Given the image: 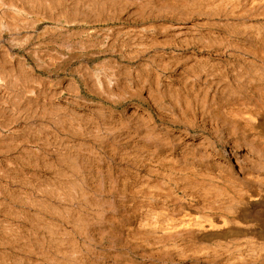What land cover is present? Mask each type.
Returning a JSON list of instances; mask_svg holds the SVG:
<instances>
[{
  "label": "rangeland",
  "instance_id": "rangeland-1",
  "mask_svg": "<svg viewBox=\"0 0 264 264\" xmlns=\"http://www.w3.org/2000/svg\"><path fill=\"white\" fill-rule=\"evenodd\" d=\"M105 1L102 3V0H0V25L2 27H0V77H4L6 81V84L0 85V90L6 92L3 99L6 98L5 100L8 101L5 110L0 111V122L3 125L8 124L11 126V124L17 123V119L18 122H23L22 124L29 128L28 130L26 128L27 131L22 137L23 143H20V140L15 142L5 140L4 145H0V159L2 160H0V264H36V262L37 264H201L197 262L200 256H197L198 254L192 256L191 254H194V252L190 250L196 247H198L196 249H199L203 241L194 240V245L192 241L182 238L174 239L172 237L173 239L169 238L171 240H168L167 237L170 235L163 236V238L166 237L163 239L160 236L161 234L158 232L154 233L146 222L153 220V213L158 209L160 210L165 205L164 203H169L179 198L182 195V191L183 193L184 191H191L195 194L204 193L210 187L211 182L214 183L213 188L216 186L221 188L228 187L229 183L225 182L218 185V182L208 172L193 170L192 163L205 164L201 159H192V157L188 156L184 161L177 163L157 160V157L150 152V149L159 142L157 136L158 127L155 126L175 119L178 114H180V116H177L180 120H185L191 114V116L196 115L194 116L196 118L199 116L197 118L198 123L202 125V120L204 119L201 117L203 116V113H200L202 111L205 112L204 117L206 118L203 121L207 119L206 127L208 128L204 131L199 124L197 133H208V129H211L209 127L210 121H213L210 120L211 117L213 115L216 116L214 117L215 119L213 118L215 123L218 118L221 119L219 116L220 112L223 116L225 112H222L220 105H217L218 108L210 104L209 101L210 105L207 104L208 102L202 97L203 90H201V96L197 95L198 91L196 89L203 86L201 81L205 76L214 70L216 71L217 67L221 68L220 65H216V67L214 66L211 69V66L207 68L206 65L205 68L203 63L206 64V55L209 51L216 50V48L224 50V47L228 49V52L232 51V48L237 49L238 47L248 51V44L252 45V36L255 35V31H252L257 30L255 26L264 25V15H261L263 16L262 18L260 16L258 18L255 17L254 20L252 18L240 22L235 19L234 22L233 18H229L226 19V22L222 18L223 15L211 17L208 15L206 5H198V3L194 5L193 3L196 2L192 0ZM174 1H177V4H174ZM208 6L211 7V5ZM203 9L207 12L204 13L205 10ZM163 10L167 13H164ZM185 10L186 12L189 10L188 13H184ZM190 11H192V15ZM156 12H158V15ZM189 14L190 16H188ZM199 14L202 16H199ZM218 17L222 19L220 20ZM187 18L191 20H186ZM209 20L213 26L209 24ZM216 20H220V22L217 21L218 27L214 26V24L217 25ZM230 21L231 23L229 24L231 25L227 24ZM244 22L248 24L245 26ZM225 23L227 26L224 25ZM176 26H179V29ZM234 26L236 30L240 29L238 31L240 35H242L243 29L244 31L249 30L244 33L251 40L249 38L250 41L246 40L245 35L240 36ZM243 26L245 28L251 26V28L245 29ZM67 27L70 30H66ZM226 27L228 28L226 29ZM218 28L220 29L218 30ZM190 30L192 31L190 32ZM230 30L235 31L239 36L237 35L238 37H236V33L234 32L235 34H233ZM179 31H184L185 34L179 36L177 35ZM67 32H70V34ZM186 33L188 34L186 35ZM47 34L49 35L47 36ZM263 34L264 31L262 32ZM216 35H218V38L220 37V41ZM233 35L235 36L234 38ZM13 36L14 38H12ZM191 36H197L196 42L198 40L202 41L196 43ZM243 36L246 38L245 40L244 38L242 40ZM190 37L193 40L190 41ZM212 37L222 43V45L217 41H213ZM225 39H228V41ZM176 40L179 41L177 42ZM88 42H91V44ZM214 43H218V46L216 44L214 46ZM203 44L206 46L205 48L211 46L208 49H204ZM257 44L260 43L257 42ZM263 44L262 46L261 44L259 45L258 52L261 51L264 54L262 51L264 49ZM223 45L225 46L223 47ZM201 47H203L202 50ZM261 52L258 54L263 56ZM185 56L186 58H184ZM258 58L264 60V57L259 56ZM252 59H254V56ZM224 67L221 68L223 73H216V76L220 78L222 75L221 78H224V83L226 84L230 83L232 85L234 83L233 85L235 86L239 85V82L234 79L232 70ZM198 68L201 71V76L199 74V77ZM221 69L218 72H221ZM244 70H247V67ZM224 73L227 78L223 77ZM251 73L253 75L255 71L253 70ZM193 74H196L198 81ZM256 74L257 76L260 75L258 72L254 75ZM168 75L176 78L173 79L175 82L172 80L167 84L166 77ZM228 75H230L229 78ZM110 76H116L112 82L114 84L109 82ZM261 76L262 74L260 78ZM232 77L233 79H231ZM192 78L196 80L194 81ZM242 80L245 81L244 79ZM33 82H37V84ZM97 83L100 87L97 86ZM258 83L260 82L256 81L254 84ZM179 84L180 86L178 87ZM22 85L23 87L26 86V88L23 89ZM111 85L114 89H111ZM118 85L120 88H118ZM167 85H171L169 86L170 88ZM191 85L195 86L192 88L190 87ZM17 89L24 91L33 89L35 94L24 93V96H18L19 93H15ZM11 91L14 94L8 95ZM189 91L193 94H190ZM196 96L199 97L197 101H200L197 103L199 105L195 107ZM218 96L220 98L224 97V102L222 103V106H225L224 109L231 106L227 104L228 101L226 102L229 95L219 94ZM189 100L194 102L192 103ZM201 105L205 106L202 107ZM51 106H57L56 110L58 109L57 111H60V114L55 111L54 107L51 110L58 113V115L48 109ZM67 107L70 108L68 109ZM59 108L64 110L63 112L66 111L63 113L64 115H61L62 111ZM203 108H208L210 112L208 109L205 110ZM217 108L218 110L220 109V112L215 110ZM185 110H187V114L183 115ZM129 112L131 113L129 114ZM207 115L211 116L207 117ZM63 119L66 121L64 122ZM219 119L217 122L220 126ZM33 125L34 129L32 128ZM176 128L175 126L174 130ZM77 129H82V131L80 132ZM208 134L211 135L213 140H216L215 133L213 135V132L209 131ZM6 143H9V147L13 144V149L11 147V150L8 149ZM15 143L17 146H14ZM32 143H35V145ZM73 156H75V159ZM6 160L13 161V166H8V161ZM82 162L84 164H81ZM182 169L183 172L181 173ZM185 170H189L187 171L189 173ZM144 172L149 176V184L146 187H144L145 182H143L141 177ZM198 174H201V176ZM11 176L15 178L7 181L8 177ZM209 180L211 181L210 183ZM174 196H177V198ZM86 199L89 203H87ZM202 199L204 200L200 201L203 204L210 201L205 200L204 197ZM86 212L87 214H85ZM85 219L87 220L85 221ZM87 223H89V226ZM130 227L131 229L133 227L134 230H130ZM145 227L147 230L144 229ZM64 231L68 232L64 233ZM147 238L149 239L147 240ZM55 239L58 241H55ZM197 241H200L199 243L201 244L199 245ZM57 251L61 254L59 255ZM223 253L226 254V252ZM70 256H74L75 260Z\"/></svg>",
  "mask_w": 264,
  "mask_h": 264
},
{
  "label": "bare ground",
  "instance_id": "bare-ground-1",
  "mask_svg": "<svg viewBox=\"0 0 264 264\" xmlns=\"http://www.w3.org/2000/svg\"><path fill=\"white\" fill-rule=\"evenodd\" d=\"M47 1V0H46ZM72 1V0H71ZM104 0H102L103 3ZM107 1V0H106ZM105 1V2H106ZM125 1V0H123ZM127 1V0H126ZM130 1V0H129ZM143 1V0H142ZM152 1V0H151ZM179 1V0H178ZM181 1V0H180ZM192 1L196 2L193 3ZM190 1L191 3H193L194 5H196L198 3V5H206V10L208 11V15L211 17L214 16H222V18L229 19V18H233V20H239L240 21H244L245 19H255V17H260L261 15H264V0H192ZM38 2V1H37ZM112 2V1H111ZM116 2V1H114ZM119 2V1H118ZM134 2V1H132ZM145 2V0L143 1ZM142 2V3H143ZM149 2V1H148ZM189 2V1H188ZM3 3V2H2ZM5 3V2H4ZM86 3V2H85ZM125 3V2H124ZM141 3V1H140ZM174 4H177V1L173 2ZM83 4V3H82ZM81 4V5H82ZM121 4V3H120ZM146 4V3H145ZM150 4V3H149ZM182 4V3H179ZM9 5V4H7ZM88 5V4H87ZM100 5V4H99ZM122 5V4H121ZM160 5V3H159ZM172 5V4H170ZM184 5V4H182ZM192 5V4H191ZM207 5H211V7H207ZM214 5V6H213ZM12 6V5H11ZM16 6V5H15ZM71 6V5H70ZM97 6V5H96ZM14 7V6H12ZM86 7V6H85ZM124 7V6H122ZM6 8V7H5ZM16 8V7H14ZM103 8V7H102ZM126 8V7H125ZM141 8V7H140ZM204 8V6H203ZM124 9V8H123ZM129 9V8H128ZM164 9V8H163ZM176 9V8H175ZM188 9V8H186ZM191 9V8H190ZM196 9V8H195ZM209 9V10H208ZM1 10V9H0ZM4 10V9H3ZM100 10V9H99ZM144 10V9H143ZM177 10V9H176ZM205 10V9H203ZM201 10V11H203ZM205 10L204 13H206L207 11ZM81 11V10H80ZM125 11V10H124ZM164 11V10H163ZM183 12V10H181ZM189 11V10H188ZM188 11L184 13H188ZM199 11V10H198ZM24 12V10H23ZM26 12V11H25ZM86 12V11H85ZM162 12V10H161ZM159 12V13H161ZM179 12V11H178ZM191 15H192V11ZM15 13V12H14ZM18 13V12H17ZM103 13V12H102ZM158 12H156L157 14ZM164 13H167L164 11ZM163 13V14H164ZM170 13V12H169ZM168 13V15H169ZM173 13V12H172ZM175 13V12H174ZM98 14V13H97ZM147 14V13H146ZM155 14V13H154ZM162 14V13H161ZM66 15V14H65ZM92 15V14H91ZM149 15V14H148ZM158 15V14H157ZM167 15V16H168ZM171 15V14H170ZM174 15V14H173ZM183 15V14H182ZM186 15V14H185ZM207 16V14H205ZM184 16V15H183ZM190 16V14L188 15ZM199 16H202L201 14H199ZM164 17V16H163ZM176 17V16H175ZM195 17V16H194ZM263 16H261L260 18H262ZM9 18V17H8ZM65 18V17H64ZM183 18V17H182ZM208 18V17H207ZM219 18V17H218ZM221 18V19H222ZM5 19V18H4ZM43 19V18H42ZM185 19V18H184ZM190 18H187L186 20H188ZM212 19V18H210ZM220 19V18H219ZM220 19V20H221ZM3 20V19H2ZM6 20V19H5ZM66 20V19H65ZM70 20V19H69ZM68 20V21H69ZM73 20V19H72ZM191 20V19H190ZM208 20V19H207ZM220 20H216V24H214V26L218 27V22H220ZM234 20V22H235ZM260 20V19H259ZM4 21V20H3ZM2 21V22H3ZM38 21V20H37ZM40 21V20H39ZM59 21V19H58ZM205 21V20H204ZM232 21V20H231ZM228 22L227 24L231 23ZM258 21V20H257ZM256 21V22H257ZM263 21V20H262ZM61 22V21H60ZM59 22V23H60ZM70 22V21H69ZM73 22V21H72ZM203 22V21H202ZM206 22V21H205ZM208 22V21H207ZM209 24H211L213 26V24L211 23V21L209 20ZM214 22V21H212ZM227 22V20H226ZM253 22V21H252ZM66 23V22H64ZM63 23V24H64ZM223 23V22H222ZM262 23V22H261ZM198 24L201 25V23L198 22ZM208 24V26H210ZM221 24V23H220ZM227 24L225 23L224 25L227 26ZM236 24V23H235ZM238 24V22H237ZM240 24V23H239ZM238 24V25H239ZM246 24L244 22V25L246 26ZM259 24V23H258ZM263 24V23H262ZM197 25V23H196ZM207 25V23H206ZM231 25V24H229ZM228 25V26H229ZM233 25V24H232ZM261 25V24H260ZM7 26V23H6ZM9 26V25H8ZM199 26V25H198ZM203 26V25H202ZM222 26V24H221ZM241 26V25H239ZM238 26V27H239ZM245 26H243V28H245ZM252 26V25H251ZM251 26L245 29H250ZM1 27V25H0ZM11 27V26H10ZM62 27V26H61ZM59 27V28H61ZM173 27V26H171ZM179 27V26H178ZM176 26V28H178ZM196 27V26H195ZM235 27V26H234ZM257 28V30H253L252 32L255 31V35L252 36L253 39L251 40L249 37V39L252 42L251 44H248V51L242 49V48H237V49H233L232 51L228 52V49L226 47H224L225 45H223L224 50L223 49H217L214 51H209L206 55V60L205 63H203V66L207 65V68L209 66L210 69L212 67H216V65H220L221 68H229L230 70H232L231 72L234 74V79L239 82V85H231L230 83L226 84L224 83V78H218L216 75L218 73H223V69L218 68L216 69V71H212V73L207 74L205 76V78L201 81L203 82V86L199 87L198 89H196L197 95L201 94V90L202 91V97L205 98V100L208 102H210V104L214 105V106H219L220 109L222 108V112L224 113L221 115V112L217 109H215L216 111L218 110L220 112V118H217L220 120L218 125V119L217 121L214 123L213 121H215L214 117H216L215 115H213L211 117L210 120V126L211 129H208V133L209 131H211V133L213 132L216 134L215 138L216 140H213L211 138V135L208 134L207 132L204 133H197L198 130V125L200 123H198V117H194L191 115H188L185 120H180L177 116H180V114H178L176 116L175 119L169 121V122H163L161 124H159L157 128V136H158V144L155 145L154 147H152V149H150L152 155H155V157H157V160L164 161H172L174 163L180 162V161H184L185 159H187L186 157L190 156L192 157V159H201L203 162H205V164H195L192 163V168L193 170H200V171H206L209 173V175L216 180V182H218V185L224 184L225 182H228V187H224V188H220L219 187H214L213 185L214 183L211 182L209 180L210 187L207 188V190L204 193H194V192H185L183 193L182 191V195H180L179 198H177V196L175 198V200H172L169 203H164L165 205H163L162 208H160V210H156L155 213H153V220H149L148 222H146L147 226H149L150 228L153 229L154 233L158 232L160 233L161 237L163 238V236L165 235H170L168 238V240L173 239L172 237L175 238H182L185 240H189L192 241L194 243V240H200L203 241L201 247L199 249H196L198 247H196L195 249H191L190 251H193L194 254L193 255H197L200 256L199 259H197V262L201 263V264H264V60H260L258 57H264L261 54H258V50H259V45L264 43V34L262 35V32L264 31V25L261 26H255ZM2 28V27H1ZM0 28V29H1ZM6 28V27H5ZM9 28V27H8ZM57 28V27H56ZM152 28V27H151ZM190 28V27H189ZM194 28V27H192ZM191 28V29H192ZM213 28V27H212ZM215 28V27H214ZM228 27H226L227 29ZM254 28V27H252ZM254 28V29H256ZM147 29V28H145ZM165 29V28H164ZM179 29V28H178ZM200 29V28H199ZM220 28H218L219 30ZM222 29V28H221ZM242 29V27H241ZM66 30H70V28H66ZM65 30V31H66ZM72 30V29H71ZM135 30V29H134ZM166 30V29H165ZM193 30V29H192ZM190 30V32L192 31ZM209 30V29H208ZM211 30V29H210ZM213 30V29H212ZM236 30V27H235ZM240 29L236 30V32L238 33ZM252 30V29H251ZM53 31V30H52ZM164 31V30H163ZM170 31V30H169ZM204 31V30H203ZM225 31V30H224ZM231 32H233V34H235V31L230 30ZM242 35H245L244 32H248L247 30L244 31V29L242 30ZM129 32V31H128ZM135 32V31H134ZM176 32V31H175ZM189 32V31H188ZM235 32V33H234ZM6 33V32H5ZM68 34H70V32H67ZM123 33V32H122ZM127 33V32H126ZM201 33V32H200ZM235 34L236 37H238L240 35V33ZM244 33V34H243ZM64 34V33H63ZM67 34V35H68ZM108 34V33H107ZM185 34L184 31H179L177 33V35L181 36ZM188 33H186L187 35ZM217 34V33H214ZM221 34V33H220ZM219 34V36H220ZM250 34V33H247ZM252 34V33H251ZM250 34V35H251ZM9 35V34H8ZM44 35V32H43ZM49 34H47L48 36ZM62 35V34H60ZM203 35V34H202ZM206 35V34H205ZM211 35V34H210ZM222 35V34H221ZM238 35V36H237ZM240 35V36H242ZM28 36V35H27ZM53 36V35H52ZM66 36V35H65ZM104 36V35H103ZM136 36V35H135ZM194 36V35H193ZM191 36V37H193ZM198 36V35H197ZM196 37H193L195 42H196ZM212 36V35H211ZM223 36V35H222ZM233 35V38L235 37ZM23 37V36H22ZM29 37V36H28ZM50 37V36H49ZM133 37V36H132ZM147 37V36H146ZM174 37V36H173ZM189 37V35H188ZM190 37V38H191ZM209 37V36H208ZM216 37L218 38V35H216ZM215 37V38H216ZM245 37L247 38V36L245 35ZM244 36L242 37V40L244 38V40L246 39ZM11 38V37H9ZM14 38V36L12 37ZM42 38V37H41ZM124 38V37H123ZM193 38L190 39L193 40ZM220 38V37H219ZM218 38V39H219ZM241 38V37H240ZM246 39L248 41H250L249 39ZM63 39V38H62ZM67 39V38H66ZM133 39V38H132ZM150 39V38H148ZM185 39V37H184ZM188 39V38H187ZM210 39V37H209ZM213 41H217L218 40H214V38L212 37ZM230 39V37H229ZM18 40V39H17ZM25 40V39H24ZM144 40V39H143ZM147 40V39H146ZM182 40V39H181ZM186 40V39H185ZM198 40V39H197ZM228 41V39H225ZM236 40V39H235ZM239 40V39H238ZM23 41V39H22ZM21 41V42H22ZM177 41V40H176ZM175 41V42H176ZM179 41V40H178ZM177 41V42H178ZM199 41V40H198ZM197 41V42H198ZM202 40H200L199 42H201ZM209 41V40H208ZM222 41V38H221ZM226 41V42H227ZM232 41V40H231ZM254 41V42H253ZM171 42V41H170ZM184 42V41H183ZM182 42V43H183ZM196 42V43H197ZM224 42V41H223ZM247 42V41H246ZM260 43V44H257ZM9 43V42H8ZM25 43V42H24ZM67 43V42H66ZM91 44V42H88ZM125 43V42H124ZM194 43V42H193ZM207 43V42H206ZM210 43V42H209ZM213 43V42H212ZM220 43V42H219ZM253 43H255L253 45ZM23 44V43H20ZM58 44V43H57ZM120 44V43H119ZM143 44V43H141ZM177 44V43H176ZM188 44V43H187ZM192 44V43H191ZM195 44V43H194ZM211 44V43H210ZM210 44H205V45H210ZM216 43H214L213 45H215ZM222 45V43H220ZM228 44V43H227ZM12 45V44H11ZM14 45V43H13ZM12 45V46H13ZM19 45V43H18ZM182 45V44H181ZM239 45V44H238ZM236 45V46H238ZM241 45V44H240ZM246 45V44H244ZM89 46V45H88ZM91 46V45H90ZM116 46V45H115ZM187 46V45H185ZM189 46V45H188ZM204 46V44H203ZM211 46V45H210ZM209 46V47H210ZM218 46V45H217ZM226 46H230V45H226ZM264 46V44H263ZM16 47V46H15ZM122 47V46H121ZM192 47V46H191ZM198 47V46H197ZM206 46H204V49H208L209 47L207 46V48H205ZM231 47V46H230ZM232 47H234V45H232ZM203 47H201L202 50ZM221 48V47H220ZM236 48V47H235ZM247 48V47H246ZM254 48V49H253ZM198 50H200L199 48H197ZM250 49V50H249ZM38 50V49H37ZM183 50V49H182ZM200 50V51H201ZM262 50V49H261ZM4 51V50H3ZM10 51V50H9ZM174 51V50H173ZM177 51V50H176ZM264 52V49L262 50ZM206 52V51H205ZM254 52V53H251ZM37 53V52H36ZM63 53V52H62ZM128 53V52H127ZM195 54V53H194ZM258 54V55H257ZM125 55V54H123ZM133 55V54H132ZM190 55V53H189ZM15 56V55H14ZM75 56V55H74ZM177 56V55H176ZM188 56V55H187ZM195 56V55H194ZM193 56V57H194ZM200 56V55H199ZM254 56V59H252V57ZM189 57V56H188ZM196 57V56H195ZM204 57V56H202ZM46 58V57H45ZM186 58V56L184 57ZM199 58V57H198ZM12 59V58H11ZM183 59V56H182ZM189 59V58H188ZM192 59V57H191ZM194 59V58H193ZM197 59V58H196ZM195 59V60H196ZM263 59V58H262ZM160 60V59H159ZM175 60V58H174ZM259 60V61H258ZM156 61V60H155ZM183 61V60H182ZM194 61V60H192ZM185 62V61H184ZM188 62V61H187ZM195 62V61H194ZM180 63V62H179ZM68 64V63H67ZM120 64V63H119ZM161 64V63H158ZM196 64V63H195ZM202 64V63H201ZM166 65V64H165ZM177 65V63H176ZM173 66V65H172ZM193 66V65H192ZM195 66V65H194ZM193 66V67H194ZM201 66V65H199ZM219 66V67H220ZM247 67V70H244ZM43 67V66H42ZM51 67V66H50ZM161 67V66H160ZM165 67V66H163ZM196 67V66H195ZM198 67V66H197ZM101 68V67H100ZM99 68V69H100ZM167 68V67H166ZM176 68V67H175ZM192 68V67H191ZM161 69V68H160ZM165 69V68H164ZM185 69V68H184ZM197 69V68H196ZM199 69V68H198ZM215 69V68H213ZM220 69L222 70L221 72ZM3 70V69H2ZM133 70V69H132ZM173 70V68H172ZM175 70V69H174ZM205 70V69H204ZM225 70V69H224ZM255 71V73H261L262 76L260 78V75L257 76L256 75H251V71ZM27 71V70H26ZM113 71V70H112ZM156 71V70H155ZM176 71V70H175ZM183 71V70H182ZM187 71V70H186ZM185 71V72H186ZM203 71V70H202ZM210 72V70H208ZM207 71V72H208ZM105 72V71H104ZM103 72V74H104ZM166 72V70H165ZM196 72V71H195ZM200 69L198 72V77L200 74ZM228 72V71H227ZM22 73V72H21ZM24 73V71H23ZM179 73V72H176ZM184 73V72H183ZM217 73V74H216ZM230 73V72H229ZM231 73V74H232ZM141 74V73H140ZM185 74V73H184ZM19 75V74H18ZM84 75V74H83ZM109 75V74H108ZM111 75V74H110ZM158 75V73H157ZM172 75V74H171ZM168 75L166 77L167 79V84L170 83L169 81H172L174 78L173 76ZM177 75V74H176ZM182 75V74H181ZM194 78H196V74H193ZM220 75V74H219ZM225 78H227L225 76V73L223 74ZM2 76V75H1ZM149 76V74H148ZM159 76V75H158ZM185 76V75H184ZM201 76V74H200ZM230 75H228L229 78ZM233 76V75H232ZM116 77V76H115ZM114 76H110L109 77V82H113V80L115 79ZM122 77V76H121ZM141 77V76H140ZM144 78V77H143ZM179 78V76H178ZM187 78V77H186ZM145 79V78H144ZM188 79V78H187ZM186 79V81H187ZM197 79V78H196ZM195 79V80H196ZM233 79V77L231 78ZM242 79H244L245 81H243ZM260 79V80H259ZM83 80V79H82ZM118 80V79H117ZM115 80V81H117ZM152 80V79H151ZM159 80V79H157ZM156 80V81H157ZM192 80H194L192 78ZM194 80V81H195ZM226 80V79H225ZM25 81V80H24ZM35 81V80H34ZM38 81V80H37ZM106 81V80H105ZM130 81V80H129ZM174 81V80H173ZM178 81V80H177ZM176 81V82H177ZM186 81H184L186 83ZM193 81V82H194ZM198 81V79H197ZM200 81V80H199ZM228 81V79H227ZM235 81V82H236ZM256 81L260 82L258 84H254ZM17 82V81H16ZM19 82V81H18ZM88 82V81H87ZM118 82V81H117ZM128 82V80H127ZM145 82V81H144ZM143 82V83H144ZM175 82V81H174ZM181 82V81H179ZM192 82V81H191ZM231 82V81H230ZM234 82V80H233ZM252 82V83H251ZM13 83V82H12ZM21 83V82H20ZM26 83V82H25ZM35 83V82H33ZM84 83V82H83ZM136 83V82H135ZM142 83V84H143ZM152 83V82H151ZM173 83V82H172ZM232 83V82H231ZM1 84H6V81L4 80V77H0V85ZM23 84V83H22ZM37 84V82L35 83ZM114 84V83H112ZM122 84V83H121ZM138 84V83H137ZM162 84H164L162 82ZM188 84V83H187ZM186 84V85H187ZM194 84V83H193ZM196 84V83H195ZM110 85V84H109ZM153 85V84H152ZM172 85V84H171ZM171 85H167V87L171 86ZM199 85V84H198ZM202 85V84H201ZM200 85V86H201ZM9 86V85H8ZM19 86V85H18ZM17 86V87H18ZM97 86L98 83H97ZM103 86V85H102ZM119 86V85H118ZM122 86V85H121ZM141 86V85H140ZM180 86V84L178 85V87ZM195 85H191L190 87H194ZM23 87V85H22ZM100 87V86H99ZM124 87V86H122ZM155 87V86H154ZM165 87V86H163ZM166 87V88H167ZM175 87V86H174ZM173 87V88H174ZM178 87H176L178 89ZM185 87V86H184ZM6 88V87H4ZM26 88L23 87V89ZM28 88V87H27ZM120 88V86L118 87ZM139 88V87H138ZM170 88V87H169ZM106 89V88H105ZM111 89H114L111 85ZM188 89V88H187ZM116 90V89H115ZM114 90V91H115ZM121 90V89H120ZM141 90V89H140ZM168 90V89H167ZM184 90V89H183ZM13 91V90H12ZM11 91V92H12ZM117 91V90H116ZM177 91V90H176ZM192 91V90H191ZM8 95L14 94L13 92ZM19 93V95H23L24 93H29V94H35V91L32 90H20L17 89L15 91V93ZM63 92V91H62ZM111 92V91H110ZM127 92V91H126ZM154 92V91H152ZM194 92V91H193ZM5 91H1L0 90V111L1 110H5V106H7V100L3 99V97L5 96ZM56 93V92H55ZM106 93V92H105ZM179 93V92H178ZM184 93V92H183ZM190 93V91H189ZM192 93V92H191ZM190 93V94H191ZM112 94V93H110ZM154 94V93H152ZM157 94V93H156ZM175 94V93H173ZM182 94V93H181ZM193 94V93H192ZM221 94H225V95H229L226 100L228 105H231L230 107H228L227 109H224L225 106H222L223 102H224V97L220 98L218 95ZM7 95V96H8ZM16 95V94H15ZM118 95V94H117ZM135 95V94H134ZM161 95V94H160ZM13 96V95H12ZM17 96V95H16ZM34 96V95H32ZM32 96H30L32 98ZM119 96V95H118ZM132 96V95H131ZM155 96V95H154ZM186 96V95H185ZM195 96V94H194ZM193 96V97H194ZM201 96V95H200ZM15 97V96H14ZM29 97V96H28ZM27 97V98H28ZM38 97V96H37ZM48 97V96H47ZM46 97V98H47ZM111 97V95H110ZM158 97V95H157ZM181 98V96H179ZM184 98V96H182ZM219 97V98H218ZM225 97V98H226ZM25 98V97H24ZM45 98V97H44ZM43 98V99H44ZM53 98V97H52ZM115 98V97H114ZM121 98V97H120ZM123 98V97H122ZM203 98V100H204ZM155 99V98H154ZM160 99V98H159ZM197 99H199V97L196 96V101ZM45 100V99H44ZM162 100V99H161ZM178 100V99H177ZM192 100V99H191ZM189 100V101H191ZM202 100V101H203ZM223 100V101H222ZM22 101V99H21ZM66 101V100H65ZM68 101V100H67ZM157 101V100H156ZM181 101V100H180ZM195 101V98H194ZM193 101V102H194ZM200 101V100H199ZM199 101H197L195 103V107ZM37 102V101H36ZM40 102V101H39ZM55 102V101H54ZM61 102V101H60ZM159 102V101H158ZM165 102V101H164ZM163 102V103H164ZM175 102V101H174ZM192 102V101H191ZM192 102V103H193ZM205 102V101H204ZM203 102V103H204ZM209 102L207 104H209ZM161 103V102H160ZM189 103V102H188ZM202 103V104H203ZM19 104V103H18ZM39 104V103H38ZM64 104V103H63ZM67 104V103H66ZM176 104V103H175ZM201 104V103H200ZM209 104V105H210ZM226 104V103H225ZM15 105V104H14ZM44 105V104H43ZM42 105V106H43ZM49 105V104H48ZM56 105V104H55ZM177 105V104H176ZM189 105V104H186ZM29 106V105H28ZM31 106V105H30ZM36 106V105H34ZM63 106V105H62ZM162 106V104H161ZM192 106V105H191ZM194 106V105H193ZM202 107L205 105H201ZM213 106V107H214ZM12 107V106H11ZM55 108V111L58 112L56 110L57 106H53ZM48 107V109H52L53 108ZM59 107V104H58ZM66 107V106H65ZM102 107V106H101ZM163 107V106H162ZM167 107V106H166ZM172 107V106H171ZM170 107V108H171ZM179 107V106H177ZM4 108V109H3ZM16 108V107H15ZM14 108V109H15ZM41 108V107H39ZM53 108V109H54ZM68 108V107H67ZM70 108V107H69ZM68 108V109H69ZM103 108V107H102ZM186 108V107H185ZM193 108V107H192ZM215 108V107H214ZM213 108V109H214ZM10 109V108H9ZM29 109V107H28ZM34 109V107H33ZM32 109V110H33ZM65 109V108H64ZM167 109V108H166ZM178 109V108H177ZM190 109V108H189ZM197 109V108H196ZM201 109V107H200ZM205 109V108H203ZM208 109V108H206ZM205 109V110H206ZM211 109V110H213ZM59 110H61V108H59ZM202 110V109H201ZM29 111V110H28ZM52 111V110H51ZM52 111V112H55ZM62 114L64 115L63 112L64 110H61ZM73 111V110H72ZM189 111V110H188ZM193 111V110H192ZM204 111V110H203ZM209 111V109H208ZM207 111V112H208ZM55 112V113H56ZM112 112V111H111ZM125 112V111H124ZM180 112V111H179ZM187 110H185V113L183 111V115H186ZM191 112V110H190ZM210 112V111H209ZM214 112V111H212ZM60 114V111L58 112ZM58 113H56L58 115ZM73 113V112H72ZM122 113V112H121ZM131 112H129L130 114ZM196 113V112H194ZM203 116H201L202 118H206L204 117L205 112H200ZM55 114V117H56ZM71 114V113H69ZM111 114V113H110ZM135 114V113H134ZM190 114V113H189ZM207 114V113H206ZM209 114V113H208ZM219 114V113H216ZM4 115V114H3ZM41 115V114H40ZM75 115V114H74ZM125 115V114H124ZM138 115V114H137ZM200 115V114H199ZM27 116V115H26ZM29 116V115H28ZM36 116V115H35ZM97 116V115H96ZM104 116V115H103ZM160 116V115H159ZM165 116V115H164ZM173 116V114H172ZM191 116V117H189ZM206 116V115H205ZM211 116V115H207ZM222 116V117H221ZM24 117V116H23ZM170 117V116H169ZM182 117V115H181ZM189 117V118H188ZM8 118V117H7ZM101 118V117H100ZM174 118V117H173ZM183 118V117H182ZM200 118V119H202ZM214 118V119H213ZM19 119V118H18ZM45 119V118H44ZM58 119V118H57ZM65 119V118H64ZM63 119V120H64ZM72 119V118H71ZM188 119V120H187ZM203 119V120H204ZM14 120V119H13ZM26 120V119H25ZM43 120V119H42ZM74 120V119H73ZM112 120V119H111ZM168 120V119H167ZM202 120V128L204 129V131H206V123H207V119L206 121ZM15 121V120H14ZM45 121V120H44ZM66 120H64L65 122ZM71 121V120H70ZM79 121V120H78ZM93 121V120H92ZM110 121V120H109ZM154 121V120H153ZM201 121V120H199ZM3 122V121H2ZM17 123H13L10 125L8 124H4L0 122V145H4L5 140H10V141H18L20 140V143L22 142V137L24 135V133L29 129L27 127H25L21 122H18L16 119ZM46 122V121H45ZM44 122V123H45ZM69 122V121H68ZM73 122V121H72ZM71 122V123H72ZM111 122V121H110ZM116 122V121H115ZM221 122V123H220ZM12 123V122H11ZM31 123V122H30ZM34 123V122H33ZM49 123V122H48ZM63 123V122H62ZM76 123V122H75ZM121 123V122H120ZM125 123V122H124ZM10 124V123H9ZM25 124V123H24ZM54 124V123H53ZM70 124V123H69ZM28 125V124H27ZM55 125V124H54ZM78 125V123H77ZM94 125V124H93ZM92 125V126H93ZM100 125V124H97ZM117 125V124H116ZM155 125V124H154ZM51 126V125H49ZM88 126V125H87ZM104 126V125H103ZM106 126V125H105ZM177 127L174 130V127ZM30 127V126H29ZM34 127V125L32 126V128ZM84 127V126H83ZM123 127V126H122ZM152 127V125H151ZM150 127V128H151ZM154 127V128H155ZM27 128V130H26ZM77 128V127H76ZM85 128V127H84ZM101 128V127H100ZM108 128V127H107ZM113 128V127H112ZM34 129V128H33ZM36 129V128H35ZM73 129V128H72ZM98 129V128H96ZM121 129V128H120ZM41 130V129H40ZM39 130V132H40ZM78 130V129H77ZM80 130V129H79ZM78 130V131H79ZM95 130V128H94ZM99 130V129H98ZM97 130V131H98ZM104 130V129H103ZM108 130V129H107ZM30 131V130H29ZM58 131V130H57ZM82 131V129L80 130V132ZM91 131V130H90ZM101 131V130H100ZM154 131V130H153ZM92 132V131H91ZM118 132V131H117ZM122 132V131H121ZM152 132V131H151ZM59 133V132H58ZM88 133V132H87ZM93 133V132H92ZM111 133V132H110ZM153 133V132H152ZM151 133V134H152ZM34 134V133H32ZM75 134V133H72ZM83 134V133H82ZM97 134V133H96ZM127 134V133H126ZM66 135V134H65ZM76 135V134H75ZM93 135V134H92ZM104 135V134H103ZM112 135V134H109ZM119 135V134H118ZM32 136V135H31ZM45 136V135H44ZM56 136V135H55ZM95 136V135H94ZM114 136V135H113ZM154 136V135H153ZM156 136V137H157ZM73 137V136H72ZM89 137V136H88ZM92 137V136H91ZM107 137V136H106ZM155 137V136H154ZM214 137V136H213ZM21 138V139H20ZM86 139V138H85ZM91 139V138H90ZM157 139V138H156ZM74 140V139H73ZM87 140V139H86ZM85 140V141H86ZM140 140V139H139ZM153 140V139H152ZM157 140V141H158ZM6 141V142H8ZM78 141V140H77ZM156 141V140H155ZM7 144V143H6ZM18 144V143H17ZM33 144V143H32ZM64 144V142H63ZM69 144V143H66ZM8 145V146H7ZM6 146L8 147V149L11 150L12 145L9 147V143ZM16 145V143L14 144V146ZM35 145V143L33 144ZM139 145V144H138ZM17 146V145H16ZM40 146V145H39ZM37 146V147H39ZM74 146V145H73ZM135 146V145H134ZM6 147V148H7ZM26 147V146H25ZM41 147V146H40ZM61 147V146H60ZM76 147V146H75ZM17 148V147H16ZM62 148V147H61ZM72 148V147H71ZM70 148V149H71ZM13 149V148H12ZM22 149V148H21ZM28 149V148H27ZM58 149V148H57ZM67 149V148H66ZM30 150V149H29ZM27 151V150H26ZM42 151V150H41ZM53 151V150H52ZM8 152V151H7ZM75 152V151H74ZM142 152V151H141ZM49 153V152H48ZM59 153V152H58ZM3 154V153H2ZM50 154V153H49ZM67 154V153H66ZM73 154V153H72ZM54 155V154H53ZM74 155V154H73ZM80 155V154H79ZM60 156V155H59ZM84 156V155H83ZM23 157V156H22ZM75 156H73L74 158ZM130 157V156H129ZM151 157V156H150ZM91 158V157H90ZM153 158V157H152ZM13 159V158H12ZM58 159V158H57ZM72 159V158H71ZM75 159V158H74ZM73 159V160H74ZM1 160V159H0ZM52 160V159H51ZM56 160V159H55ZM64 160V159H63ZM68 160V159H67ZM200 160V162H201ZM2 161V160H1ZM8 161V166H13L14 163H12L13 161L11 160H6ZM29 161V160H28ZM44 161V160H43ZM66 161V160H65ZM72 161V160H71ZM78 161V160H77ZM15 162V161H14ZM53 162V161H52ZM44 163V162H43ZM58 163V162H57ZM63 163V162H62ZM77 163V162H76ZM173 163V164H174ZM7 164V163H6ZM45 164V163H44ZM81 164H84L83 162ZM86 164V163H85ZM161 164V163H160ZM18 165V164H17ZM23 165V164H22ZM73 165V164H72ZM180 165V163H179ZM19 166V165H18ZM24 166V165H23ZM26 166V165H25ZM60 166V165H59ZM77 166V165H76ZM79 166V165H78ZM90 166V165H89ZM166 166V165H164ZM171 166V165H170ZM2 167V166H1ZM36 167V166H35ZM173 167V166H172ZM184 167V166H183ZM188 167V166H187ZM3 168V167H2ZM45 168V167H44ZM76 168V167H75ZM74 168V169H75ZM165 168V167H164ZM186 168V167H185ZM40 169V168H39ZM43 169V168H42ZM147 169V168H146ZM191 169V168H190ZM41 170V169H40ZM46 170V169H44ZM56 170V169H55ZM76 170V169H75ZM81 170V169H80ZM166 170V169H165ZM173 170V168H172ZM175 170V168H174ZM12 171V170H11ZM17 171V170H16ZM93 171V170H92ZM186 171V170H185ZM189 171V170H187ZM186 171V172H187ZM192 171V170H191ZM25 172V171H24ZM171 172V171H170ZM183 172V169L181 171V173ZM19 173V172H18ZM148 173V171H147ZM146 172H144L141 177L143 179V182H145L144 187H146V185H148L149 183V176H147ZM189 173V172H187ZM186 173V174H187ZM194 173V172H193ZM201 173V172H200ZM207 173V174H208ZM12 174V173H11ZM16 174V173H15ZM26 174V173H25ZM28 174V172H27ZM30 174V173H29ZM51 174V173H50ZM84 174V173H83ZM23 175V174H22ZM43 175V174H42ZM59 175V174H58ZM89 175V174H88ZM189 175V174H188ZM197 175V173H196ZM199 175V174H198ZM208 175V176H209ZM16 176V175H15ZM60 176V175H59ZM62 176V175H61ZM75 176V175H74ZM77 176V175H76ZM84 176V175H83ZM82 176V177H83ZM93 176V175H92ZM126 176V175H125ZM192 176V175H191ZM201 176V174L199 175ZM207 176V175H206ZM205 176V177H206ZM31 177V176H30ZM56 177V176H55ZM68 177V176H67ZM81 177V176H80ZM88 177V176H87ZM124 177V176H123ZM139 177V176H138ZM186 177V176H185ZM5 178V177H4ZM13 178H15L14 176L8 177V180H12ZM61 178V177H60ZM77 178V177H76ZM190 178V177H188ZM194 178V177H193ZM203 178V177H202ZM17 179V177H16ZM30 179V178H29ZM58 179V178H57ZM80 179V178H79ZM114 179V178H113ZM200 179V178H199ZM10 180V181H11ZM111 180V179H110ZM145 180V181H144ZM172 180V179H171ZM191 180V178H190ZM196 180V179H195ZM19 181V180H18ZM58 181V180H57ZM63 181V180H62ZM65 181H67V179H65ZM140 181V180H139ZM197 181V180H196ZM199 181V180H198ZM68 182V181H67ZM111 182V181H110ZM113 182V180H112ZM168 182V181H167ZM201 182V181H200ZM8 183V182H7ZM80 183V182H79ZM86 183V182H85ZM98 183V182H96ZM198 183V182H197ZM25 184V183H24ZM109 184V183H108ZM116 184V183H115ZM143 184V183H142ZM176 184V183H175ZM201 184V183H199ZM206 184V183H205ZM88 185V184H87ZM97 185V184H96ZM102 185V184H101ZM197 185V184H196ZM74 186V185H73ZM76 186V185H75ZM89 186V185H88ZM99 186V185H97ZM96 186V188H97ZM143 187V186H142ZM193 187V186H192ZM191 187V188H192ZM195 187V186H194ZM203 187V186H202ZM77 188V187H76ZM93 188V187H92ZM196 188V187H195ZM63 189V188H62ZM83 189V188H81ZM110 189V188H109ZM183 189V188H182ZM185 189V188H184ZM201 189V188H200ZM196 190V189H195ZM58 191V190H57ZM149 191V190H148ZM189 191V190H188ZM201 191V190H200ZM28 192V191H27ZM61 192V191H60ZM64 192V191H63ZM80 192V191H79ZM108 193V191H107ZM110 193V192H109ZM143 193V192H142ZM146 193V192H145ZM28 194V193H27ZM83 194V193H81ZM173 194V193H172ZM195 194V195H194ZM150 195V194H149ZM176 195V193H175ZM53 196V195H52ZM70 196V195H69ZM124 196V195H123ZM151 196V195H150ZM36 197V196H35ZM77 197V196H76ZM157 197H159L157 195ZM205 198V200H210L208 203H204L200 200H204L202 198ZM55 198V197H54ZM68 198V197H67ZM160 198V197H159ZM50 199V198H49ZM90 199V198H89ZM92 199V198H91ZM148 199V198H147ZM158 199V198H157ZM173 199V198H172ZM37 200V199H36ZM87 200V199H86ZM94 200V199H93ZM102 200V199H101ZM113 200V199H111ZM120 200V199H119ZM30 201V199H29ZM54 201V200H53ZM63 201V200H62ZM61 201V202H62ZM88 201V200H87ZM114 201V200H113ZM73 202V201H72ZM75 202V200H74ZM86 203V202H85ZM89 203V201L87 202ZM106 203V202H105ZM104 203V204H105ZM71 204V203H70ZM91 204V203H90ZM89 204V205H90ZM161 205V204H160ZM45 206V205H44ZM76 206V205H75ZM84 206V205H83ZM151 206V205H150ZM47 207V206H46ZM91 207V206H90ZM159 207V206H158ZM105 208V207H104ZM68 209V208H67ZM81 209V208H80ZM29 210V209H28ZM79 210V209H78ZM83 210V209H82ZM71 211V210H70ZM60 212V211H59ZM69 212V211H68ZM79 212V211H78ZM34 213V212H33ZM82 213V212H81ZM12 214V213H11ZM63 214V213H62ZM68 214V213H67ZM76 214V213H75ZM87 214V212L85 213ZM57 215V214H56ZM104 215V214H102ZM73 216V215H72ZM152 216V214H151ZM37 217V216H36ZM83 217V216H82ZM150 217V216H149ZM147 217V218H149ZM16 218V217H15ZM79 218V217H77ZM48 219V218H47ZM58 219V218H56ZM70 219V218H69ZM89 219V218H88ZM141 219V218H140ZM51 220V219H50ZM78 220V219H77ZM87 219H85L86 221ZM138 220V219H137ZM143 220V221H144ZM148 220V219H147ZM81 221V220H79ZM92 221V220H91ZM61 222V221H60ZM88 222V221H87ZM90 222V221H89ZM95 222V221H94ZM93 222V223H94ZM144 222V223H145ZM68 223V222H67ZM41 224V223H40ZM89 226V223H87ZM138 224V223H137ZM55 225V224H54ZM96 225V224H95ZM143 225V223H142ZM51 226V225H50ZM53 226V225H52ZM58 226V225H57ZM83 226V225H81ZM138 226V225H137ZM144 226V225H143ZM142 226V227H143ZM146 226V227H147ZM54 227V226H53ZM87 227V226H86ZM128 227V226H127ZM144 228L147 230V228ZM47 228V227H45ZM71 228V227H70ZM136 228V227H135ZM150 228H148V230H151ZM50 229V228H49ZM93 229V228H92ZM133 229V227H132ZM130 227V230H132ZM143 229V228H142ZM67 230V229H66ZM69 230V229H68ZM134 230V229H133ZM139 230V229H138ZM71 231V230H70ZM99 231V230H98ZM97 231V232H98ZM141 231V228H140ZM152 231V230H151ZM153 231L151 233H153ZM67 233L68 231H64V233ZM83 232V231H81ZM86 232V231H85ZM128 232V231H127ZM126 232V234H127ZM132 232V231H131ZM130 232V233H131ZM57 233V232H56ZM61 233V232H60ZM59 233V234H60ZM101 233V232H100ZM129 233V232H128ZM138 233V232H137ZM143 233V232H142ZM69 234V233H68ZM133 234V233H131ZM31 235V234H30ZM44 235V234H43ZM128 235V234H127ZM129 236V235H128ZM127 236V238H128ZM130 237V236H129ZM134 237V236H133ZM166 238V237H164ZM163 238V239H164ZM171 238V239H169ZM50 239V238H49ZM63 239V238H62ZM149 238H147L148 240ZM155 239V238H154ZM57 239H55L56 241ZM60 240V239H59ZM137 240V239H136ZM167 240V239H166ZM54 241V242H55ZM58 241V240H57ZM64 241V240H62ZM161 241V240H158ZM165 241V240H164ZM173 241V240H172ZM183 241V240H182ZM200 241H197V243H199ZM43 242V241H42ZM174 242V241H173ZM37 243V241H36ZM50 243V242H49ZM145 243V242H144ZM147 243V242H146ZM185 243V242H184ZM53 244V243H52ZM178 244V243H175ZM187 244V243H186ZM191 244V243H188ZM201 243H199L200 245ZM60 245V244H59ZM167 245V244H166ZM195 245V243H194ZM198 245V246H199ZM64 246V245H63ZM176 246V245H175ZM178 246V245H177ZM180 246V245H179ZM183 247V245H181ZM55 247V246H54ZM58 247V246H57ZM180 247V248H182ZM192 247V246H191ZM62 248V247H61ZM177 248V247H176ZM189 248V247H188ZM179 249V248H178ZM186 249V248H185ZM61 250V249H60ZM65 251V249H63ZM195 250V251H194ZM186 251V250H183ZM188 251V252H190ZM59 251H57L58 253ZM68 252V251H67ZM223 252H226L223 253ZM164 253V252H163ZM186 253V252H185ZM192 253V252H191ZM61 253L59 252V255ZM64 254V253H62ZM168 254V253H167ZM178 254V253H177ZM183 254V252H182ZM188 254V253H187ZM57 255V254H56ZM181 255V254H180ZM185 255V254H184ZM189 255V254H188ZM189 255V256H191ZM168 256V255H167ZM71 257V256H70ZM74 257V256H73ZM71 257V258H73ZM188 257V256H187ZM69 258V259H71ZM76 258V257H75ZM190 258V257H189ZM61 259V258H59ZM74 259V258H73ZM75 260V259H74ZM78 260V259H76ZM83 260V259H82ZM180 260V259H179ZM67 261V260H65ZM64 261V263H65ZM70 261V260H69ZM196 261V260H195ZM73 262V261H70ZM76 262V261H75ZM62 263V262H61ZM174 263V262H173ZM37 264V262H36ZM198 264V263H197Z\"/></svg>",
  "mask_w": 264,
  "mask_h": 264
}]
</instances>
